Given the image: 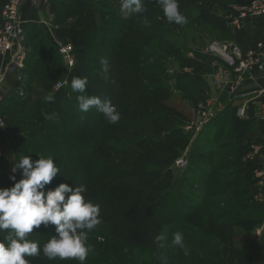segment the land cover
I'll return each mask as SVG.
<instances>
[{
    "label": "rangeland",
    "instance_id": "1",
    "mask_svg": "<svg viewBox=\"0 0 264 264\" xmlns=\"http://www.w3.org/2000/svg\"><path fill=\"white\" fill-rule=\"evenodd\" d=\"M7 1L8 0H4V3L0 6V12ZM52 1L56 20L55 25L57 26V31L59 30L60 32L59 35L56 33L53 34L55 46H52V44H50L51 41L49 42L46 37H42V32L37 28L22 29L21 26L22 33L25 32V38H23L21 42V48L24 51L23 61L25 60L30 65L26 66L28 69L26 74L28 76V82L21 83L18 88H15L14 91H9L10 93L8 94L6 90H3V85L1 87L2 96H4V94H6L7 97L11 96L13 101L11 104H8L6 101L8 99H6L3 112V108H0V118L5 121L6 126L5 130L0 128V152L2 154L0 161H8L10 165L13 166L15 155L12 153V140L17 136L18 130L25 132L26 130L41 131L42 129H48L49 133H51L58 128L59 121L56 115H52L47 121L38 120L39 116L43 114L41 113L42 105L39 103L40 100H43L47 94H52L57 83H64L61 87L66 93L64 100L75 103L78 102L77 96L79 93L73 92L70 86L71 78L77 75L73 74L71 69H66L64 63V66L62 65L61 59L57 56L56 49H58L59 55V49L68 46L70 57L75 64L77 61L75 57V48H81V46L71 43L67 34L64 33V30H71L76 27L74 20L77 15L73 11L75 6L74 3L83 2L94 14L96 23L95 29L92 31V40L90 44L88 46L86 45L85 49L81 51L85 52L86 50L85 54L81 53L82 56L96 63L90 65L91 70L88 69V73L86 74L87 77L94 78L97 76L98 79L109 81L108 84H113L115 79L114 72L107 66L103 67L100 64L98 65V62L100 63L104 60V57H102L104 53L116 49L112 43H117L120 35H115L114 32L118 28H123L125 31L124 34L129 39L130 43L133 44L135 50V54L126 56V59H124L126 69L133 71L135 76L142 80H140V84L147 86L148 90H157L160 86L163 87L164 90L161 95L156 93L151 100H148V104H153L158 108V111H155L152 115V120H154L151 124L152 128L157 129L162 136H166L169 133L167 127L169 117L175 116L172 129L175 133L168 137L167 144L176 146L174 154L171 153V155L173 154L174 161L180 156L185 155L188 165L185 169H176L171 166L173 177L175 178L172 188L169 190L171 195L167 197L164 204L154 212V216L165 223L169 221L172 217L171 214H173L176 209L180 211L181 208L184 211L199 207L198 209L210 212L211 218L215 217L218 212L225 210L229 211L228 215L221 220V226H226L228 224L230 227V233L227 237H223L221 235V228L213 226L211 223L212 221H206L202 214L197 213V215H195V218L204 222L201 223V225L203 230L209 234V237L201 235V238H205V241L194 242L196 245H201L203 247V250L196 249L195 251L194 248H192V257L194 260H192L191 254L188 253V244L192 243L191 240L184 237L185 248H179L171 241L173 237L170 232L174 228V225L160 227L157 229V232L166 233L167 236L166 240L162 242L164 246H171L175 249L173 252L166 251L163 255L171 259V261H169L170 264H203L202 261L204 258L212 262L226 264L223 245L228 246L233 242L235 248H239L251 255L255 259V264H264V219L256 210L259 205L264 206V186L259 185L254 175H249L247 177V182L250 187H253L254 184L256 186H254L255 190L250 195L253 198L252 200L251 198L247 199L250 191L246 189V194L243 195L244 197H242L243 199H241L240 203L243 204L242 207L247 206L249 209L248 211L237 213L234 210L239 204H232L230 207L228 205L224 206L222 202H227L225 198L227 194L224 193V198L215 196V183L211 184L209 182L210 179L221 174L223 168L228 169V167H220V165L215 164H226L229 167L238 164L239 155L227 147L229 143L237 139L240 131H233L235 123L232 122L230 124L231 126H229L231 131L229 128H226L227 132L230 134L220 136L217 142H215L213 138L214 132L209 136L205 134L213 129L212 124L200 135V139L194 140L193 143L189 141L193 140V136L190 135L191 133L189 134V138L184 134L185 131L193 132L196 130L198 114L208 103H213V95H215V91H218L211 80L212 58L204 55L202 52L212 41L231 42L232 37L227 27L226 30L228 33H218L212 25L213 22L211 17L197 12L193 0L180 1V5L182 6L181 9L187 11V15L183 13L188 21L187 24L184 25L169 23L166 18H164L163 11L160 10L156 0H142L144 7L147 9L143 15L146 16L149 21L148 26L143 24L142 27L138 26V24L141 23V17L131 12L121 11V0ZM234 2H236V0H234ZM56 16H58V18ZM138 32L141 34L138 35ZM132 33V38L134 39L128 37V35L131 36ZM121 46H125L128 49L130 48V44L123 45L121 43L117 48H121ZM18 47L19 46H15L16 49H18ZM14 52L15 51L8 55L11 56ZM0 59H2L1 55ZM57 59L59 60L57 64H55L54 60ZM121 60H123L122 57L118 62H121ZM52 62H54V65ZM42 72L52 77L54 84L45 83ZM150 76L153 81H150ZM111 78H113V80ZM199 81H202L204 85L201 84L200 86L198 84L197 86L199 87L197 88L193 86ZM185 84L191 85L184 88ZM100 93L98 94L100 95ZM147 98H149L148 95H145L143 100ZM38 103L41 107H38ZM115 106L119 108V105ZM30 109H32V111H30ZM95 112L101 114L96 110ZM28 117H30V121L24 123V128L18 127L15 129L14 125L9 126L6 121L13 120L16 122H24ZM259 120L262 119L260 118ZM91 127H94L93 124ZM200 153L202 155H200ZM248 154L249 152L246 153L243 158H246ZM109 164V161H107L106 165L109 166ZM12 166L7 173L8 177L11 175L17 177L19 171L13 174L11 171ZM238 166H241V171L244 172V167L240 164ZM5 167V163H0V178L4 176ZM253 167L256 169L259 168L258 165H254ZM248 170L250 171L251 169ZM206 176H209L210 179L208 178L209 180L205 184ZM204 184L206 189L203 188ZM200 190L206 193L205 197L202 199L197 196ZM249 200H251L252 203ZM244 220H246V222H244ZM110 227V223L101 221L92 231L97 234L110 236ZM160 243L161 242H157L158 250L161 248ZM108 252L113 254L111 250ZM126 254L131 253L126 252ZM132 256L128 259V263L147 264L146 262H141V258L138 260L132 259ZM180 256H183L182 260H178ZM112 258L116 260L117 264H127L121 263L118 256L114 254ZM148 261L147 259V262Z\"/></svg>",
    "mask_w": 264,
    "mask_h": 264
},
{
    "label": "trees",
    "instance_id": "2",
    "mask_svg": "<svg viewBox=\"0 0 264 264\" xmlns=\"http://www.w3.org/2000/svg\"><path fill=\"white\" fill-rule=\"evenodd\" d=\"M193 1L197 12L211 17L212 25L218 33H228L225 22L218 15V11L224 12L228 9L222 0ZM249 2L250 0H244L238 3L243 5ZM3 3L4 0H0V6ZM74 5L73 11L77 15L74 20L76 27L71 30H64V33L67 34L71 43L81 46V48H75L77 61L71 68L72 73L87 77L88 69L91 70L90 65L96 63L82 56L81 53L85 54L86 50L85 52L81 51L90 44L96 23L94 14L86 4L76 2ZM181 7L180 5V9ZM160 10L162 11L161 8ZM181 11L187 15L186 10L181 9ZM56 17L58 18V16ZM138 26L142 27L143 23H139ZM124 33L123 28H118L114 32L115 35H120L119 41L112 43L116 49L104 53L102 56L104 57L103 63L98 62V65L107 66L114 72L113 84H108L109 81L98 79L97 76L94 78L87 77L88 85L85 89V94L101 95V98L110 99L114 105H119L117 110L121 114V119L117 124H109L103 114L95 112V108L87 113L79 111L78 102L64 100L66 93L63 88H60L40 100L39 103L42 107L38 103V107L42 108L41 113H43L42 115L39 114L38 120L47 121L52 115H56L59 121L58 128L51 133L48 129L41 131L26 130L25 132L18 130L17 136L12 140V153L15 155V161L21 155H29L33 160L38 159V156L41 155H51L54 158V163L60 168V175L55 177L47 187L55 188L62 182L71 187L84 184L87 187L86 199L100 205L101 221L110 223L111 235L97 234L93 231L88 233V244L91 245L92 251L89 253L85 264H117L116 260L112 258L113 254L118 256L121 263L132 264L128 263V259L133 255L132 259L141 258V262L147 264H160V254L175 250L167 245L158 250L155 241V237L160 234L157 229L169 225H174L170 232L171 235L179 231L183 233L184 237L192 241L191 244H188V253L192 257V248L194 251L196 249L203 250L201 245L195 244L205 239L201 238V235L209 237V234L202 228L201 223L204 222L195 218L197 213L202 214L206 221H212L211 223L216 228H221L223 237H227L230 233L228 224L221 226V220L229 213L226 210L218 212L215 217L211 218L210 212L198 209L199 207L184 211L182 208L180 211L176 209L171 214L172 217L169 221L165 223L154 216V212L164 204L167 197H170L169 190L175 180L171 166L174 162L172 155L176 146L167 144L168 137L175 133L172 130L175 116H168L169 133L166 136H162L157 129L152 128L151 124L154 121L152 115L158 111V108L153 104H148V100H151L156 93L161 95L164 90L161 86L157 90H148L147 86L140 84L141 79L137 78L133 71L126 69L124 59L126 56L135 54V50ZM56 34H60L59 30ZM139 34L141 33L138 32ZM132 36L133 33L131 36L128 35L131 38ZM120 43L123 45L130 44V48L125 46L117 48ZM121 57L123 60L118 62ZM24 63L25 67L29 65L26 61ZM42 74L45 83L54 84L52 77L43 72ZM111 79L113 80V78ZM150 81H153L151 76ZM190 85L185 84L184 88ZM97 92H101L100 95ZM145 95H148L149 98L143 100ZM9 97L3 99L2 112L5 107V100L8 99L6 100L8 104L13 101L12 97ZM29 119L30 117L24 122L6 121L9 126L14 125L16 129L18 127L24 128V123L29 122ZM89 123L93 124L94 127H91ZM234 123L233 131H240V124L237 121ZM239 138L240 132L236 140ZM171 153L173 154L171 155ZM241 154H238L239 161ZM107 161L110 163L109 166L106 165ZM239 161L237 165L230 167L221 164L220 167H228V169L223 168L222 175L219 174L213 179H210L209 176L205 177V184L209 179L211 184L215 183V196L224 198L222 196L224 193L227 194V197L230 194L231 197L226 199L227 202H222L224 206L230 207L232 204H239L234 210L237 213L249 209L247 206L242 207L243 204L240 203L243 195L246 194L249 183L247 182L248 179L242 176L241 166H238ZM0 163L6 165L4 178H0V188L13 186V181L9 179L7 174L12 165L8 161H0ZM20 178L19 173L16 179L19 180ZM205 184L204 189H206ZM222 185L224 186L222 187ZM55 234L54 225H49L47 228L41 225L39 228L34 227L33 233L29 234L28 238L38 241L42 247L50 239V235ZM6 235L7 230L0 232V239ZM223 249L226 264H255V259L239 248H235L233 242L228 246L223 245ZM110 250L113 254L108 252ZM126 252H130L132 255L126 254ZM26 259L30 260V264H79V261L75 259L60 260L57 258L49 260L42 251L39 256L26 257ZM182 259L183 256L178 258V260ZM192 260H194L193 257ZM169 261L171 259L167 258V264H170ZM202 263L220 264L205 258Z\"/></svg>",
    "mask_w": 264,
    "mask_h": 264
},
{
    "label": "clouds",
    "instance_id": "3",
    "mask_svg": "<svg viewBox=\"0 0 264 264\" xmlns=\"http://www.w3.org/2000/svg\"><path fill=\"white\" fill-rule=\"evenodd\" d=\"M169 23L187 24V18L180 10V0H156ZM121 11L131 12L141 17L140 22L148 26L149 21L143 14L147 11L142 0H121ZM103 63V61H102ZM87 77L73 76L70 86L77 96L78 109L83 113L92 108L103 114L112 125L117 124L121 114L107 98L85 94ZM33 160L29 155H21L12 166V173L19 171L21 178L11 175L13 186L0 188V232L7 235L0 239V264H30L26 257H37L41 251L49 260L75 259L85 264L92 251L88 244V233L101 223V207L86 199L87 187L84 184L69 186L60 183L55 188L47 187L60 175V168L54 158L38 156ZM43 225L55 226V235L42 247L38 241L30 240L33 229ZM172 243L185 248L182 232L172 234ZM166 233L155 237L164 247ZM160 264H167V257L159 256Z\"/></svg>",
    "mask_w": 264,
    "mask_h": 264
},
{
    "label": "built area",
    "instance_id": "4",
    "mask_svg": "<svg viewBox=\"0 0 264 264\" xmlns=\"http://www.w3.org/2000/svg\"><path fill=\"white\" fill-rule=\"evenodd\" d=\"M22 2L23 0H8L0 12V55L2 56V65L0 66V108L4 99L1 94V87L5 79L15 74L23 66L24 51L21 48L23 34L21 22L18 18ZM256 18L264 19V0H250L247 4L234 5L230 14L224 17L227 26L234 29H240L243 21ZM15 46H19L18 49ZM13 51H15L13 55H8ZM59 53L65 66L70 70L74 62L70 57L69 47H61ZM202 53L212 58V84L221 92L227 90L232 92L244 80H253L256 76L264 73V41L256 42L249 49L233 43L212 41ZM63 85L64 83H57L54 90L60 89ZM251 96L260 99L256 103L259 108L257 118L264 119V90H253L246 94L235 95L234 98H248ZM245 109L246 105H242L236 111L237 117L241 120L245 119ZM218 113L215 102L208 103L198 114V124L195 131L199 132L206 124L214 121ZM0 128L6 129L5 121L1 118ZM257 155L263 156L261 164L264 167V147L252 148L245 161L252 162ZM187 165L188 162L184 156L176 159L173 164L176 169H185ZM255 177L258 178L259 185L264 186V170L256 172Z\"/></svg>",
    "mask_w": 264,
    "mask_h": 264
},
{
    "label": "crops",
    "instance_id": "5",
    "mask_svg": "<svg viewBox=\"0 0 264 264\" xmlns=\"http://www.w3.org/2000/svg\"><path fill=\"white\" fill-rule=\"evenodd\" d=\"M222 1L227 5L228 9L224 12L218 11V15L223 19L228 32H230L231 34L232 41L229 43L237 44L241 47H244L245 49H249L252 48L256 42L264 41L263 18H256L250 21H243L240 29L229 28L227 26L224 17L230 14L232 6L239 5L238 2L240 1L243 2L244 0H236V2H234V0L232 1L222 0ZM52 2H53L52 0H23L19 9V19L22 22L21 25L22 29L37 28L38 30H40V32H42V37H46L49 40V42L51 41L50 44H52V46H55L54 44L55 39L53 37V34L56 33L57 26L55 25L56 20H55V13L53 11ZM22 34L24 38L25 32ZM56 51L58 58L61 59L62 61L61 63L64 66L62 56L60 54L58 55V49H56ZM59 59L54 60L55 64H57V61ZM24 62L25 60L23 61V66L20 70H18L15 74H12L5 79V82L3 84V90H6L7 94L10 93L9 91H14L15 88H18L21 83H24L28 80V76L26 75L28 69L27 67H25ZM1 65H2V59H0V66ZM198 84L201 86L202 81L197 82V84L193 86L197 88L199 87L197 86ZM253 90H264V73L260 76H256L253 80H244L243 83L240 84L232 92H230L229 90L225 92H221L219 90L215 91V95H213L214 98L212 101L215 102V108L219 112L217 118L214 121L206 124L199 132L196 131L184 132L187 138H189V134L191 133L190 135L193 136V140H189V141L190 143H193L194 140L200 139V135L205 131V129L209 125L212 124L213 129L209 130L205 134L209 136L212 135V132H214L213 138L215 142H217L220 136L224 134L227 135L230 134L227 132L226 128H229L232 122L237 121L240 124V128H239L240 138L239 140H235L234 142L229 143L227 148L233 150L234 153H236L237 155L238 154L240 155L242 153L240 156L239 163L244 167V172L241 171L242 176L244 178H247L249 175L255 176L256 172L264 170V167L261 164V160L263 157L262 155H257L254 161L252 162H246L245 158H243V156L245 157L246 153L251 152L252 148L264 147V119L259 120L256 116L257 112L259 111V108L257 107L256 103L260 101V99L254 96L248 98H234L235 95L246 94L247 92ZM3 97L5 98L7 97V95L4 94ZM242 105H246L245 119L243 120L239 119L236 115L237 109ZM229 130L231 131V128H229ZM238 151L241 153H239ZM200 155L202 154L200 153ZM182 156L186 158L185 155ZM215 165H221V164H215ZM254 165H258L259 168L256 169L255 167H253ZM248 169H251L252 171L251 170L249 171ZM256 179L258 180V178ZM221 183H223V181H221ZM223 186L224 185H222V187ZM254 186L250 187L249 185L248 187V191H250L248 198H251V200L253 197H251L250 195L252 192H254L256 187ZM200 191L197 193V196L200 199H202L205 197L206 193L205 191H201V192ZM229 197H231L230 194H228V197L226 196V199H228ZM251 200L249 201L251 202ZM256 210L258 211V214L262 216V218L264 219V206L259 205L256 208Z\"/></svg>",
    "mask_w": 264,
    "mask_h": 264
},
{
    "label": "water",
    "instance_id": "6",
    "mask_svg": "<svg viewBox=\"0 0 264 264\" xmlns=\"http://www.w3.org/2000/svg\"><path fill=\"white\" fill-rule=\"evenodd\" d=\"M51 99V98H50Z\"/></svg>",
    "mask_w": 264,
    "mask_h": 264
}]
</instances>
